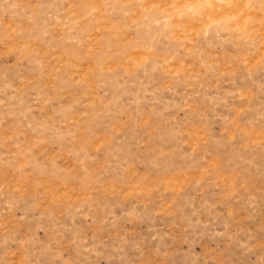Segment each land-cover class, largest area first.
I'll return each instance as SVG.
<instances>
[{
    "label": "rangeland",
    "instance_id": "obj_1",
    "mask_svg": "<svg viewBox=\"0 0 264 264\" xmlns=\"http://www.w3.org/2000/svg\"><path fill=\"white\" fill-rule=\"evenodd\" d=\"M0 264H264V0H0Z\"/></svg>",
    "mask_w": 264,
    "mask_h": 264
}]
</instances>
